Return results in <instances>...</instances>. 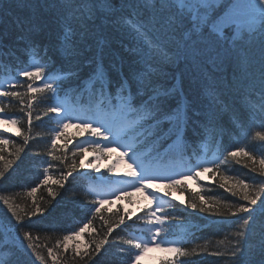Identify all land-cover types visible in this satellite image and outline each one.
Masks as SVG:
<instances>
[{
	"label": "snow or ice",
	"instance_id": "6c2138e0",
	"mask_svg": "<svg viewBox=\"0 0 264 264\" xmlns=\"http://www.w3.org/2000/svg\"><path fill=\"white\" fill-rule=\"evenodd\" d=\"M109 26L130 38L121 46L138 66L126 74L123 61L113 63L116 78L103 63L107 40L102 30ZM93 48L94 54L87 56ZM17 52L29 59L39 56L41 62L0 82V123L16 126L14 135L21 139L17 145L5 138L7 127L0 129V182L11 179L10 169L19 166L22 155L42 166V179L27 188L31 207L21 208L13 192L0 195V204L16 222L0 225V264H29V257L35 258L31 264H49L48 257L51 264H97L109 249L113 264H141L152 248L168 254L161 264H193L191 258L202 253L227 258L228 264H264V182L255 183L264 179V0H0V68L7 69L3 61L8 58L19 61ZM180 64L201 86L205 102L199 106L181 88H166L155 79L167 75L164 67ZM69 91L86 107L60 99ZM41 104L48 106L39 108ZM45 117L57 126L33 134L34 124L39 127ZM246 123L261 129L252 137L259 152L249 146L225 148V138ZM69 128L77 131L69 135ZM189 130L194 141L207 138L217 147L211 161L175 173L145 164L137 154L143 145L161 155L164 145L185 144ZM117 143L125 149L117 163L127 157L130 171L126 178L100 174L97 179L123 186L110 189V199L96 192L95 199L83 203L88 212L83 226L50 247L39 244V235L24 230L46 211L37 200L38 190L46 188L52 200L74 199L73 185L86 174L81 170L101 173L98 162L110 159L112 151L104 145ZM9 144L15 149L6 155ZM89 149L95 157L91 162L84 158ZM235 165L247 168L248 176L229 175ZM115 170L112 163L108 172ZM189 179L197 181V189L189 188ZM209 180L230 195L213 194L205 188ZM129 188L145 193L148 203L137 212L108 209L106 219L104 205L130 198ZM172 190L187 192L189 198L176 201ZM186 214L230 218L235 231L219 245L185 247L171 237L186 223ZM97 218L99 230L93 226L84 241Z\"/></svg>",
	"mask_w": 264,
	"mask_h": 264
},
{
	"label": "trees",
	"instance_id": "16d2710c",
	"mask_svg": "<svg viewBox=\"0 0 264 264\" xmlns=\"http://www.w3.org/2000/svg\"><path fill=\"white\" fill-rule=\"evenodd\" d=\"M102 32L103 38L107 40V44L104 48L103 63L104 67L109 71L113 78H116L117 76L111 68L113 63L119 64L123 61L122 70L126 74L133 68L138 67L133 64L135 58L125 52L124 48L121 46V42L123 44L130 43V38L123 30H116L115 28L109 26L103 29ZM94 51L95 48H93L92 52L86 53V55L91 56L94 54ZM16 56H20V53L17 52ZM33 62L40 63L41 60L39 56L32 59H29L27 56H20L19 61L15 57L4 60L3 63L7 65V69L5 70L4 68H0V82L3 81L4 77H7L8 75H15V72ZM56 68H59V63H57ZM163 71L167 73V75L156 76L155 79L158 83L166 88L173 86L181 88L184 96L193 104V106H199L205 102L202 98V90L199 82L193 81L190 70L185 68L183 64H180L179 66H166ZM54 74L59 75L58 72H54ZM19 79L24 80L23 77H19ZM19 90L22 91L23 89ZM60 99L66 100L67 103L73 104L77 107H86V105L81 100H78L71 91H69L66 96L64 93H61ZM55 102V100L52 101V103ZM172 103L175 104V101ZM47 106L48 105L46 104L38 105L39 108H45ZM36 124H39V122H36ZM36 124H34L33 134H35V132L47 133L50 128L57 126V121H49L48 118L45 117L42 125L37 127ZM8 129L9 133L5 135V138L15 140L17 145L21 143V139L14 135L16 126ZM258 130L261 129L257 127V125L247 123L245 128L242 130L233 129L231 134L225 138L224 147L228 150H232L235 146H249L259 152L260 145L258 143H252L254 132ZM67 131L69 135H72L77 131V129L70 128ZM187 135L188 139L185 144L180 146L164 145L163 148L159 149L161 155H157L155 149L150 150L148 145H143L138 148L137 154L142 160L152 161L155 162V165L159 164L161 166L171 168L175 173H178L179 170H183L184 168L189 169L193 164L199 162L201 163L203 159L211 161L214 158V154H218L217 147L209 143L207 138L194 141L191 130H189ZM126 142L134 143L131 139ZM43 143L44 142H42V146ZM73 143H76V140H73ZM14 149L15 145L9 144L6 146L5 154L7 155L8 153L13 152ZM26 151L28 150L26 149ZM91 152L92 149H89L88 153ZM8 158L11 159L12 157L9 156ZM84 158L90 162L92 161V158L88 156L87 153ZM17 164L19 165L18 167L14 165L13 169H10L11 179L7 182H0V195L6 194L7 192H13L19 197V199L16 200V203L21 208H24L26 204L28 207H31V199L27 197V188L36 186L39 180L42 179V166L36 164L32 159L24 155L21 156V161H17ZM0 166H2V164H0ZM110 166V163H107L105 166L101 167V173L99 174L92 173L91 175H88V173H91L90 169L81 170L86 174L78 177L73 185V191L75 193L74 199H62L60 196H57L55 200H52L47 195L46 188H40L36 194L37 200L41 204V207L45 208L46 211L42 216L33 217L32 225L30 227H25L24 230L32 231L34 236L39 235L40 240L38 243L50 247L56 239H59L74 228L83 226V223H86L88 218V212L83 208L84 201L95 199L96 192L103 193V198L105 199L111 198L107 195V192L112 188L113 183L110 182L102 184L101 181L97 179L100 174H103L105 177H112L108 173V167ZM230 167H232V171L229 175L245 178L249 174V170L241 165ZM208 175L211 177L212 174L209 173ZM56 178V174L53 173V179ZM261 182H264V179L258 178L255 181L257 184ZM187 184L190 189L198 188V183L194 179H189ZM52 186L54 187V190L63 191L62 189L56 188L54 185ZM161 186L162 187L160 189H164V183H162ZM205 188H210L213 194L220 198L230 195L225 193L224 190L218 189V185L213 184L211 180L206 182ZM89 193L92 194L89 195ZM172 196L176 198V201L187 200L189 198V193L181 190H172ZM147 203L145 193L132 192L130 198L126 197L111 204L106 203L102 212L107 219L111 216V212L107 211L108 209H111L113 212L118 208L121 210L128 209L132 212H137ZM15 223L14 218H12L10 213H8L6 206L0 204V225L12 227ZM93 226L99 230L100 221L98 218L94 220L93 225L89 226L86 230V234L83 236L84 241H88L90 239L91 228ZM234 231V222L230 218L212 216L208 214H186V223L176 227V235L171 237V239L182 240L185 247H193L197 244H204L205 242H211L213 245H219L220 242L225 239V236H228ZM46 237L49 239H45ZM41 250L43 251V254L47 256L46 247H42ZM214 250L215 248H210V251ZM111 251L112 249H109L108 253H103L100 257H98L97 264H113ZM28 259L29 264H31V261L35 258L29 257ZM191 259L193 260V264H228L227 258H218L203 253L198 256H194ZM48 260L49 264H51L50 257H48ZM162 260H160L157 264H161ZM35 264H40V262L36 260ZM69 264H71V261H69Z\"/></svg>",
	"mask_w": 264,
	"mask_h": 264
},
{
	"label": "rangeland",
	"instance_id": "374dc122",
	"mask_svg": "<svg viewBox=\"0 0 264 264\" xmlns=\"http://www.w3.org/2000/svg\"><path fill=\"white\" fill-rule=\"evenodd\" d=\"M75 123V121H73ZM7 127V128H13L14 125L7 124L4 125L3 123H0V128ZM104 146L111 147L112 151L110 154V159H101L99 163V168L102 166H105L107 163H116V170L115 173H112L116 176L117 179L119 178H126L125 174L130 171L128 165L132 163L131 160H128L127 157L124 159L120 160L117 163V158L120 156L121 152L125 151L123 147L120 146L119 143L113 145H107L105 144ZM88 156L92 158V161L95 159L94 155H91L90 153H87ZM131 155V153H129ZM121 187V186H119ZM118 187V188H119ZM158 188H161V183L157 184ZM167 253H165L162 249H157V248H152L145 256L142 257L141 264H157L160 262V260L164 259L167 257Z\"/></svg>",
	"mask_w": 264,
	"mask_h": 264
}]
</instances>
